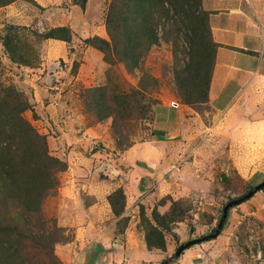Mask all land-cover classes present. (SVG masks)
Here are the masks:
<instances>
[{
	"label": "rangeland",
	"instance_id": "1",
	"mask_svg": "<svg viewBox=\"0 0 264 264\" xmlns=\"http://www.w3.org/2000/svg\"><path fill=\"white\" fill-rule=\"evenodd\" d=\"M82 1L15 0L0 7V118L13 123L21 111L43 137L48 155L63 165L55 174L56 189L42 198L40 213L28 223L56 227L50 239L54 264H177L185 252L176 256L181 245L205 242L216 229L223 206L263 181L264 147L205 143L199 135L185 140L179 160L170 165L176 170L196 157L203 162L197 167L206 169L203 174L219 181L213 195H184L177 185L181 181L174 182L170 174L163 177L164 188L155 182L142 193L136 191L134 181L124 174L131 163L125 151L139 141L145 112L187 105L184 95L191 80L202 70L212 74L216 49L211 21L201 0H190L194 14L188 16L181 13L184 0H173L180 15L159 22L154 14L150 24L156 41L148 46L146 24L130 11L126 52L115 49L106 55L87 40L112 45L106 28L112 0H84L81 7L77 3ZM146 1L149 10L152 1L159 0ZM159 8L155 5L154 11ZM58 28L70 33L69 42L47 38L50 33L65 35L55 32ZM236 133L238 139L244 135ZM20 136L14 141L22 151L39 147ZM2 188L0 181V215L8 214L7 224L17 227L21 237L13 242L15 252L6 254L1 251L6 237L0 234V264H50L31 242L18 204L4 200L9 193ZM87 206L94 208L85 212ZM235 236L248 264L254 262L251 256L264 255V224L259 219L246 217ZM98 240L107 241V250ZM161 241L163 248H156Z\"/></svg>",
	"mask_w": 264,
	"mask_h": 264
},
{
	"label": "crops",
	"instance_id": "2",
	"mask_svg": "<svg viewBox=\"0 0 264 264\" xmlns=\"http://www.w3.org/2000/svg\"><path fill=\"white\" fill-rule=\"evenodd\" d=\"M201 6L211 21L210 33L216 49L208 100L177 103L176 108L164 106L163 110L142 115L140 139L125 151L131 163L124 173L134 181L139 193L155 182L164 188L163 177L170 174L174 182L181 181L177 185L184 195H213L219 181L203 174L205 168L196 165L203 162L196 157L176 170L170 165L179 160V147L185 140L200 135L205 143L218 140L229 147L240 142L264 147V0H201ZM236 132L244 135L238 139ZM94 206H87L84 211ZM209 213L214 214L215 210ZM246 217L264 224V189L230 209L221 234L185 250L177 264H248L240 256L235 236ZM89 222L85 220L86 225ZM98 241L107 250V241ZM116 242L113 240L110 246ZM251 258L254 262L249 264H264V255Z\"/></svg>",
	"mask_w": 264,
	"mask_h": 264
},
{
	"label": "trees",
	"instance_id": "3",
	"mask_svg": "<svg viewBox=\"0 0 264 264\" xmlns=\"http://www.w3.org/2000/svg\"><path fill=\"white\" fill-rule=\"evenodd\" d=\"M15 0H0V7L5 6ZM79 4L81 7L84 5V0ZM146 0H112L107 16L106 28L111 38L112 45L102 40H96L99 45H95L94 40H87L88 43L104 52L109 54L110 50H121L122 54L126 52V34L130 31L127 19L128 13L132 11L139 17L141 21L146 24V31L148 30L150 39L148 46L155 43V29L154 25L150 24L153 21V15L158 14V21L164 20L173 21L180 15L178 8L173 0H159L157 3L152 1L149 10L146 8L148 5ZM160 6L159 9L154 11V6ZM190 0H184L183 13L185 16L194 14L191 11ZM138 15V16H137ZM207 17L203 16V19ZM158 26H163V23H155ZM139 27V25H136ZM55 32L65 33L63 36H56L53 33L48 34L47 38L61 39L69 42L70 33L65 28H58ZM155 38V39H154ZM120 54V55H122ZM140 58V57H139ZM126 60V59H122ZM135 60V58H133ZM211 75L204 74L201 71L200 75L194 77L189 83V93L184 95V102L186 104L205 103L208 100V90ZM207 79V83L205 80ZM17 135L22 137L28 142H36L39 147L36 149L22 151L18 147V141H14ZM31 148V147H27ZM63 165L55 158L48 155L45 147L44 139L41 135L37 134L30 124L21 116V111L17 112L13 117V123H8L2 116L0 118V181L1 185L9 193L5 196L4 200H13L18 204L19 213L23 216L25 223L29 228L32 240L38 248L42 250L45 258H49L50 264H54V253L50 239L56 234V227H48L46 222H40V226L30 225L29 220H33L38 213H40V205L43 197L54 191L58 185L55 174L62 169ZM60 168V170H59ZM225 179V178H224ZM2 188V189H3ZM231 201V200H229ZM110 202H112L110 200ZM113 212L116 216L120 214L113 203H111ZM222 210V209H221ZM35 216V217H34ZM8 214L3 212L0 215V234L4 235L6 239L1 242V251L9 254L10 251L15 252L13 242L18 241L17 237H21L17 227H11L7 224ZM32 217H34L32 219ZM42 219V218H41ZM48 227V228H47ZM216 229L210 235L205 236L204 240L209 241L214 239ZM147 245L151 246L149 238H147ZM156 248H163V242L154 244ZM16 254V253H14ZM53 261V262H52ZM56 261V260H55Z\"/></svg>",
	"mask_w": 264,
	"mask_h": 264
},
{
	"label": "water",
	"instance_id": "4",
	"mask_svg": "<svg viewBox=\"0 0 264 264\" xmlns=\"http://www.w3.org/2000/svg\"><path fill=\"white\" fill-rule=\"evenodd\" d=\"M264 189V179L261 183H259L258 185H256L255 187H253V189H251L250 191H248L245 195L241 196L238 199H233L231 201H228L222 208L221 210V217L218 221L217 227H216V232L213 235V238L217 237L219 235V233L222 231L223 225L226 222L227 219V215H228V211L242 203H244L246 200L250 199L255 193H257L258 191H261ZM204 241V240H203ZM202 241L200 240H192V241H188L186 242L184 245H181L177 251H176V256L178 257L183 251H185L186 249L201 243Z\"/></svg>",
	"mask_w": 264,
	"mask_h": 264
}]
</instances>
